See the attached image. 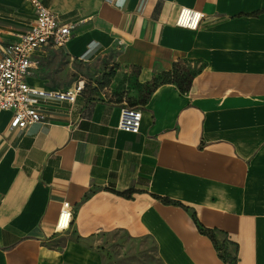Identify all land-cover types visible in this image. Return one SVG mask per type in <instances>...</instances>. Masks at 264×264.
Segmentation results:
<instances>
[{"label":"crops","instance_id":"1","mask_svg":"<svg viewBox=\"0 0 264 264\" xmlns=\"http://www.w3.org/2000/svg\"><path fill=\"white\" fill-rule=\"evenodd\" d=\"M39 2L75 29L34 54L29 85L66 90L75 63L113 64L143 118L121 131L124 101L84 92L41 99L46 120L24 130L0 112V264H96L116 232L164 264H264V0ZM181 8L205 15L197 30L176 26ZM34 21L28 0H0V57Z\"/></svg>","mask_w":264,"mask_h":264},{"label":"built area","instance_id":"2","mask_svg":"<svg viewBox=\"0 0 264 264\" xmlns=\"http://www.w3.org/2000/svg\"><path fill=\"white\" fill-rule=\"evenodd\" d=\"M28 1L35 7L34 24L26 33L16 35V39L8 46V53L0 57V112H11V127L21 130L46 120L40 104L41 99L74 104L85 90L83 81L75 83L66 90L38 89L29 85L28 78L31 74L34 54L47 47H64L73 37L75 26L62 23L59 17L42 6L39 0ZM204 17L205 15L200 11L181 8L176 26L195 31L200 27ZM142 118V111L138 107L124 101L119 129L127 133L139 134ZM72 219V210L63 206L57 219L56 232L68 231Z\"/></svg>","mask_w":264,"mask_h":264},{"label":"rangeland","instance_id":"3","mask_svg":"<svg viewBox=\"0 0 264 264\" xmlns=\"http://www.w3.org/2000/svg\"><path fill=\"white\" fill-rule=\"evenodd\" d=\"M73 78L67 80L72 84L78 80L84 81V93L94 99L110 98L116 101L131 103L126 73H121L117 79L116 66L83 65L75 63ZM100 255L96 264H164L159 256L155 243L149 239H132L121 232L103 234L91 246Z\"/></svg>","mask_w":264,"mask_h":264},{"label":"trees","instance_id":"4","mask_svg":"<svg viewBox=\"0 0 264 264\" xmlns=\"http://www.w3.org/2000/svg\"><path fill=\"white\" fill-rule=\"evenodd\" d=\"M181 74V68L177 65L175 66L174 70L172 72H170L169 74H166V76L164 77V81L167 82H171L174 81L176 82L178 80V75ZM188 79L185 83H187L186 85H188ZM131 106H136L135 104H131ZM137 107V106H136ZM203 231V230H202Z\"/></svg>","mask_w":264,"mask_h":264}]
</instances>
